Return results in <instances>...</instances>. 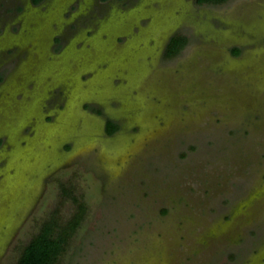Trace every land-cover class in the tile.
Here are the masks:
<instances>
[{"label": "rangeland", "instance_id": "1", "mask_svg": "<svg viewBox=\"0 0 264 264\" xmlns=\"http://www.w3.org/2000/svg\"><path fill=\"white\" fill-rule=\"evenodd\" d=\"M81 205L57 264H264V0H0V264Z\"/></svg>", "mask_w": 264, "mask_h": 264}, {"label": "trees", "instance_id": "2", "mask_svg": "<svg viewBox=\"0 0 264 264\" xmlns=\"http://www.w3.org/2000/svg\"><path fill=\"white\" fill-rule=\"evenodd\" d=\"M198 3H223L227 0H196ZM189 42V36L185 33L173 35L167 44L166 55L175 56L181 52ZM240 47H235L234 52L239 53ZM118 128L114 121H109L108 131L114 132ZM84 206L68 220L65 226L59 227L57 218H51L44 222L40 231L29 241L22 251L16 264H57L58 258L68 236L77 228L82 219Z\"/></svg>", "mask_w": 264, "mask_h": 264}]
</instances>
